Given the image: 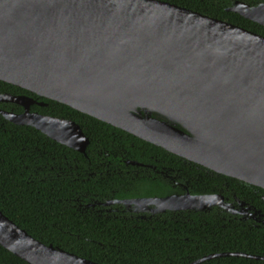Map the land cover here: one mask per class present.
<instances>
[{"label": "water", "instance_id": "95a60500", "mask_svg": "<svg viewBox=\"0 0 264 264\" xmlns=\"http://www.w3.org/2000/svg\"><path fill=\"white\" fill-rule=\"evenodd\" d=\"M264 26V3L228 9ZM0 81L121 129L184 160L264 190V36L160 0H0ZM7 121L86 155L89 137L48 104L0 93ZM129 164H142L128 161ZM221 194L115 201L135 211L263 217ZM142 208L140 210L139 208ZM146 209V210H147ZM0 246L26 264H99L46 245L0 209ZM218 257L263 260L222 252Z\"/></svg>", "mask_w": 264, "mask_h": 264}, {"label": "trees", "instance_id": "16d2710c", "mask_svg": "<svg viewBox=\"0 0 264 264\" xmlns=\"http://www.w3.org/2000/svg\"><path fill=\"white\" fill-rule=\"evenodd\" d=\"M160 1L264 36V26L225 10L235 0ZM239 1L251 6L264 3ZM0 93L25 94L47 103L46 107L33 106L32 110L71 119L90 139L83 155L35 128L13 124L0 115V209L34 238L99 264H189L222 252L264 256V228L252 221L238 220L239 215L221 208L166 211L140 219L130 218L126 211L124 217H106L96 211L99 207L86 206L187 191L191 195L221 194L226 202L234 204L235 197L261 211L264 218L263 189L215 173L64 104L3 81ZM0 108L22 111L13 104H0ZM121 159L168 170L173 181L153 173L137 177L106 173L107 169L129 167ZM103 162H110L109 167ZM93 171L95 175H89ZM0 264L26 263L0 246ZM200 264L264 261L218 257Z\"/></svg>", "mask_w": 264, "mask_h": 264}, {"label": "flooded vegetation", "instance_id": "af4514ba", "mask_svg": "<svg viewBox=\"0 0 264 264\" xmlns=\"http://www.w3.org/2000/svg\"><path fill=\"white\" fill-rule=\"evenodd\" d=\"M236 1H239V0L233 1V3L229 7H227L225 10L226 11H229L228 9L231 8L235 4ZM255 6H257V5H255ZM5 105H7V104H5ZM17 107H19V106H17ZM9 111H13V110H9ZM22 111H23V109H22ZM21 112H16V113H21ZM97 156H99V153L97 154ZM120 161H122L125 166H129V167L125 168L124 170L123 169H114V170L107 169V170H105L106 173L112 172L113 174L116 173L117 175H121V174H127V175L128 174H132V175H134L136 177L139 176V175H141V174L150 175L151 173H153L155 175L161 176L162 178L166 179L167 181H173V178L169 174V171L168 170H164V171L163 170H158L153 165H145V164L142 165V166L132 165V164H129L128 163V161H131V160H126L125 161V160H122L121 159ZM102 164L105 165L106 168H107V167H109L110 162H108V163H104L103 162ZM131 167H138V168H136L135 170H133ZM96 169H98V167H96ZM103 171H104V169H103ZM89 175H95V172L94 171L93 172H90ZM233 199H234L236 205L233 202H230V203H233L236 208H239V206L237 204V202H238L237 200L238 199L235 198V197ZM115 201H118V200L117 199H115V200H109V201L107 200L105 202L95 203L94 206H91V205H86V206L87 207L88 206L93 207V209L95 207H99L98 209H96V211L99 213V215H103V216H106V217L107 216H112L114 218H116V217H119V218L120 217H124L125 216L124 215V212L125 211L130 216V218L146 219L147 217H150V215H155V214H152L150 212V210H148L147 208H144V211H135V206L134 205H131L130 207H126L123 204L115 203ZM139 209L142 210V208H139ZM239 216L240 217H237L238 220H242V221H252V222L256 223V226L263 227L264 228V218L263 217H258L256 219H253V217H250L249 215H239Z\"/></svg>", "mask_w": 264, "mask_h": 264}]
</instances>
